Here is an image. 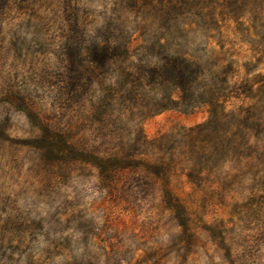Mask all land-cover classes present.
Returning <instances> with one entry per match:
<instances>
[{"label": "rangeland", "instance_id": "rangeland-1", "mask_svg": "<svg viewBox=\"0 0 264 264\" xmlns=\"http://www.w3.org/2000/svg\"><path fill=\"white\" fill-rule=\"evenodd\" d=\"M0 264H264V0H0Z\"/></svg>", "mask_w": 264, "mask_h": 264}]
</instances>
